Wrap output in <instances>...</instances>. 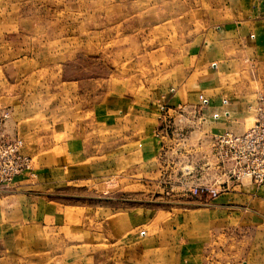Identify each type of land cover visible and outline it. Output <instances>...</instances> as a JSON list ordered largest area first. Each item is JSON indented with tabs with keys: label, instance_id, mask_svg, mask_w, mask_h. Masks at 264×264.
Wrapping results in <instances>:
<instances>
[{
	"label": "crops",
	"instance_id": "1",
	"mask_svg": "<svg viewBox=\"0 0 264 264\" xmlns=\"http://www.w3.org/2000/svg\"><path fill=\"white\" fill-rule=\"evenodd\" d=\"M206 1L203 28L171 66L179 75L160 91L62 101L70 116L57 120L56 111L34 110L16 96L3 103L0 96V114L8 112L4 131L23 137L34 162L33 174H17L0 188V264H10L9 256L94 264L99 254L108 264H264V184L232 181L183 208H153L137 193L97 203L62 200L63 188L115 175L134 190L170 183L171 106L199 104L203 95L204 131L247 127L249 103L264 94V0Z\"/></svg>",
	"mask_w": 264,
	"mask_h": 264
},
{
	"label": "rangeland",
	"instance_id": "2",
	"mask_svg": "<svg viewBox=\"0 0 264 264\" xmlns=\"http://www.w3.org/2000/svg\"><path fill=\"white\" fill-rule=\"evenodd\" d=\"M207 15L206 0H0V96L3 103L16 96L31 102L34 110L56 111L57 120L70 116L62 101L91 104L107 92L160 91L179 75L171 66ZM254 100L247 107L246 126ZM181 107L169 110L170 163L169 176H164L170 183L162 177L155 187L138 185L134 190L132 181L115 175L63 188L62 200L97 203L101 196L137 193L142 204L153 208H183L195 197L213 198L191 191L194 185L212 184L215 176L209 157L214 133L201 127L205 106ZM8 258L10 264H31ZM94 264L108 260L99 254Z\"/></svg>",
	"mask_w": 264,
	"mask_h": 264
},
{
	"label": "built area",
	"instance_id": "3",
	"mask_svg": "<svg viewBox=\"0 0 264 264\" xmlns=\"http://www.w3.org/2000/svg\"><path fill=\"white\" fill-rule=\"evenodd\" d=\"M208 100L199 96V104ZM251 123L242 131L223 130L212 134L210 158L214 168L212 184L194 185V194L216 196L230 182L250 181L264 184V94H259L251 105ZM8 112L0 114V187L9 186L20 173H34V162L24 149L23 139L9 136L3 128ZM218 115L214 113V117ZM204 118V116H201ZM186 168H188L186 166Z\"/></svg>",
	"mask_w": 264,
	"mask_h": 264
}]
</instances>
